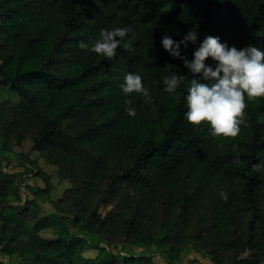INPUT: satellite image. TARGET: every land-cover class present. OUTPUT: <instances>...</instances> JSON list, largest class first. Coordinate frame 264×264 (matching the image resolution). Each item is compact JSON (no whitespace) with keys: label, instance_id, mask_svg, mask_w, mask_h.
Returning <instances> with one entry per match:
<instances>
[{"label":"trees","instance_id":"1","mask_svg":"<svg viewBox=\"0 0 264 264\" xmlns=\"http://www.w3.org/2000/svg\"><path fill=\"white\" fill-rule=\"evenodd\" d=\"M115 26L130 29L115 56L91 51L100 30ZM192 28L197 42L181 45L189 59L209 34L264 48V0H0V84L19 95L0 101V151L29 138L70 182L53 199L49 176L24 159L45 181L24 198L0 156V264L15 255L31 264H157L131 251L153 245L173 258L193 245L215 264H264V97H245L243 135L213 136L207 122L187 121L188 78L167 93L163 76L192 74L161 37ZM128 71L141 73L150 101L121 93ZM47 198L55 210L42 213Z\"/></svg>","mask_w":264,"mask_h":264},{"label":"clouds","instance_id":"2","mask_svg":"<svg viewBox=\"0 0 264 264\" xmlns=\"http://www.w3.org/2000/svg\"><path fill=\"white\" fill-rule=\"evenodd\" d=\"M129 31L127 26L101 29L98 37L91 43L90 50L102 58H112ZM197 39L198 31L195 28L187 30L179 40L167 33L162 35V47L171 56L180 58L192 74L191 78L175 71L164 75V90L174 93L187 77L185 119L193 125L207 122L213 136L234 137L244 122L245 97H264V48L254 43L237 47L218 35L209 34L199 41L189 59L182 54L181 45L187 47L189 42L195 44ZM79 46L88 47L84 42ZM208 58L211 63L207 62ZM119 88L125 97L135 92L141 94L145 101L151 100L149 88L138 71L126 72ZM126 112L134 116L135 107H126ZM218 192L221 199L228 198L225 189L219 188Z\"/></svg>","mask_w":264,"mask_h":264},{"label":"rangeland","instance_id":"3","mask_svg":"<svg viewBox=\"0 0 264 264\" xmlns=\"http://www.w3.org/2000/svg\"><path fill=\"white\" fill-rule=\"evenodd\" d=\"M2 100L18 102L19 95L11 91L8 87H4L0 84V101ZM244 130L245 127L241 124L240 131L236 136L243 135ZM32 145L33 143L31 139L27 138L21 143L15 142L8 148L0 151V156L2 155L6 158V160H3L2 162L3 168L9 172H17V183L23 197L31 198L34 196V190L36 188L45 187V181L41 175L35 174L36 170H34L32 166L27 165L30 169L28 170V168L22 165L21 162L27 158L36 160L40 168L49 176V181L52 186V191L50 193L51 198L57 199L63 193L64 189L70 185V182L67 179H61L58 173V166L46 162V160L40 155V152L33 149ZM40 205L42 213H48L55 210V207L50 202V198H47V200H40ZM44 235L46 237H52V231L46 230L44 231ZM89 239V242L94 240L93 237H90ZM106 246L113 251L116 244ZM131 251L135 253L141 251L151 253L157 264H215L209 255L198 251L193 245L185 246L177 258L168 257L164 252V249L159 245H153L149 248L133 247ZM97 252L98 250L95 247L88 245L85 254L88 256H95ZM123 252H126V250ZM4 257L6 264H18L20 261H25L27 264L32 263L30 260H23L17 255L11 257L3 256V258Z\"/></svg>","mask_w":264,"mask_h":264}]
</instances>
